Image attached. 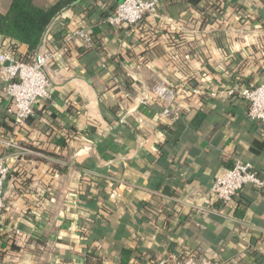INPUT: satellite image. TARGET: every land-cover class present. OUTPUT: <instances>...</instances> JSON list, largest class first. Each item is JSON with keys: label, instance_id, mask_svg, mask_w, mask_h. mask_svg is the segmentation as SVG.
<instances>
[{"label": "crops", "instance_id": "0c3cea01", "mask_svg": "<svg viewBox=\"0 0 264 264\" xmlns=\"http://www.w3.org/2000/svg\"><path fill=\"white\" fill-rule=\"evenodd\" d=\"M13 1L0 0V14ZM119 3L81 0L52 23L37 50L57 52L47 67L51 97L25 124L0 79V158L11 169L0 264L191 255L264 264V188L247 185L227 204L209 194L236 159L264 178V122L248 117L244 99L210 95L264 81V0H158L143 23L116 28L106 18ZM77 30L93 44L66 42ZM1 39L5 51L37 58ZM161 80L177 91V120L160 115Z\"/></svg>", "mask_w": 264, "mask_h": 264}, {"label": "built area", "instance_id": "2783aa9c", "mask_svg": "<svg viewBox=\"0 0 264 264\" xmlns=\"http://www.w3.org/2000/svg\"><path fill=\"white\" fill-rule=\"evenodd\" d=\"M158 0H123L115 10L106 18V22L112 27H120L124 24L138 25L150 15L156 14ZM84 39L92 45L93 37L85 30H77L67 37L66 42L73 38ZM56 53L47 52L37 56L33 61L20 59L17 54L3 49L0 37V79L4 82V89L11 98L9 111L15 115L16 122L23 125L34 115L35 104L40 99L51 97L48 90L51 79L47 73V67L55 59ZM195 93H201L199 88ZM156 97L164 102V109L160 115L164 119L177 120L181 113L178 112L175 103L178 97L177 91L161 80L156 86ZM238 95L248 104V117L255 122H264V81L247 86L236 82L229 88L214 90L211 96ZM10 166L4 158H0V219L6 208L4 200L5 181L10 173ZM251 185L264 188V178L256 172L251 162L240 159L235 160L234 166L225 175L216 178L210 189V196L216 198L222 204L232 201L244 186ZM152 264H217L212 260L189 256L185 260H178L173 256H167Z\"/></svg>", "mask_w": 264, "mask_h": 264}, {"label": "trees", "instance_id": "16d2710c", "mask_svg": "<svg viewBox=\"0 0 264 264\" xmlns=\"http://www.w3.org/2000/svg\"><path fill=\"white\" fill-rule=\"evenodd\" d=\"M79 1L81 0H59L54 5L42 7L35 0H14L9 12L0 14V37H10L19 43L26 44L29 50L28 55L33 59L37 56L38 47L52 23L58 21L63 10ZM15 54H18L20 59L29 61L26 55L18 53L17 49ZM231 97L239 98L237 94ZM91 177L95 178L94 175Z\"/></svg>", "mask_w": 264, "mask_h": 264}, {"label": "water", "instance_id": "95a60500", "mask_svg": "<svg viewBox=\"0 0 264 264\" xmlns=\"http://www.w3.org/2000/svg\"><path fill=\"white\" fill-rule=\"evenodd\" d=\"M123 0H120V2H122Z\"/></svg>", "mask_w": 264, "mask_h": 264}]
</instances>
